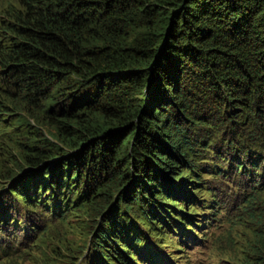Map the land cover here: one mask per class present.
<instances>
[{"label":"trees","instance_id":"obj_1","mask_svg":"<svg viewBox=\"0 0 264 264\" xmlns=\"http://www.w3.org/2000/svg\"><path fill=\"white\" fill-rule=\"evenodd\" d=\"M263 173L264 0H0V249L175 264L223 183L230 264H264Z\"/></svg>","mask_w":264,"mask_h":264},{"label":"rangeland","instance_id":"obj_2","mask_svg":"<svg viewBox=\"0 0 264 264\" xmlns=\"http://www.w3.org/2000/svg\"><path fill=\"white\" fill-rule=\"evenodd\" d=\"M212 187L214 188L216 200L220 203L219 210L222 213L218 218H215V221H206L202 218V215L199 216V219L197 220L202 223L200 224L201 226L199 229L194 228V224H190V232L194 233V236L196 237L195 241H193L190 236L185 238V241H182L179 237L180 231L177 229L173 231V235L176 236L175 239L182 246V250L175 252V257H180L174 261L175 264H230V260L232 259L231 257L234 253V244H239V230L241 231L240 228L232 226L231 222L235 221L242 215L241 207L250 198V192L249 188L237 187L234 184L213 183ZM46 222L47 217L40 212L37 217V223L45 225ZM67 225L68 224L62 225L59 229L60 232L67 231V233L54 235L56 242L57 240L62 239L64 242L67 240V242H76L82 245L83 239L79 241L78 232L73 229L74 233H72V231L68 229ZM23 226L24 224H22V227ZM57 226H59L58 223H56L53 227ZM233 228L235 229L231 231ZM14 230L15 227L10 226V231L13 232ZM10 238L11 243L12 241H15L14 244L18 245L20 242L24 241V234L20 233L17 237L12 235ZM28 243H30L28 244L29 247V245L34 243V241H28ZM173 246H175V241L170 243L169 251H171ZM28 247L23 245V247H21L23 252L18 253L16 251L17 246H14V249L10 248L8 250L7 246H4L3 249H0V264H37L36 260L32 257L25 256L24 251ZM80 255L81 253L79 252L77 256ZM57 264H67V261H63L61 260V257H59Z\"/></svg>","mask_w":264,"mask_h":264},{"label":"clouds","instance_id":"obj_3","mask_svg":"<svg viewBox=\"0 0 264 264\" xmlns=\"http://www.w3.org/2000/svg\"><path fill=\"white\" fill-rule=\"evenodd\" d=\"M200 226H201V225H200V222H199V223L196 224L195 228H196V229H199Z\"/></svg>","mask_w":264,"mask_h":264},{"label":"bare ground","instance_id":"obj_4","mask_svg":"<svg viewBox=\"0 0 264 264\" xmlns=\"http://www.w3.org/2000/svg\"><path fill=\"white\" fill-rule=\"evenodd\" d=\"M235 236H237V235H235ZM238 237V236H237Z\"/></svg>","mask_w":264,"mask_h":264}]
</instances>
